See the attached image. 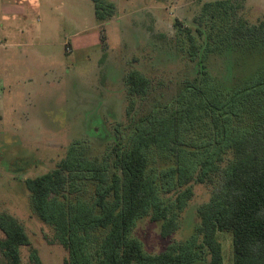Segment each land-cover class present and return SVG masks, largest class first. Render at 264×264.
Returning a JSON list of instances; mask_svg holds the SVG:
<instances>
[{
    "label": "rangeland",
    "instance_id": "obj_1",
    "mask_svg": "<svg viewBox=\"0 0 264 264\" xmlns=\"http://www.w3.org/2000/svg\"><path fill=\"white\" fill-rule=\"evenodd\" d=\"M109 1L115 3L116 13L99 23L91 0H9L11 13H15V21L9 24L23 26L15 36L25 37L28 45H9L17 38L9 37L6 43V35L0 32L4 61L0 62V81L5 82L0 88V212L23 225L43 264H64L67 252L59 243L49 242L52 229L33 211L25 180L53 168L73 142L88 144L90 154L99 156L104 147L96 145L110 143L107 139L115 124L120 123L126 133L130 97L124 77L131 70L141 71L150 80L147 94L132 98L134 118L151 108L153 116L169 115L174 109L185 113L193 98L185 81L195 76L188 33L202 46L205 35L210 36L204 60L211 81L223 89L231 73L230 25L238 18L247 25L264 21V0H236L239 7L234 6L233 14L204 7L216 0ZM4 2L0 0V8ZM5 19L0 11V24ZM102 27L104 47L99 40ZM22 49L25 53L20 60ZM261 55L254 56L253 64L264 61ZM194 123L180 127L176 143L183 151L195 152L184 153L191 165L199 160L203 143L213 134L208 118ZM146 152L159 198L172 204L171 212L177 211L168 176L175 167V152L155 146ZM193 192L178 212V229L167 237L160 234L161 221L150 219L151 210L136 219L131 236L144 253L162 252L193 233L197 208L208 200L211 187L194 183ZM217 238L223 264H233L230 234L218 232ZM20 251L21 264H33L29 248L23 246ZM207 259L190 264H208ZM0 264H9L1 251Z\"/></svg>",
    "mask_w": 264,
    "mask_h": 264
},
{
    "label": "trees",
    "instance_id": "obj_2",
    "mask_svg": "<svg viewBox=\"0 0 264 264\" xmlns=\"http://www.w3.org/2000/svg\"><path fill=\"white\" fill-rule=\"evenodd\" d=\"M91 1L99 23L116 13L112 1ZM234 6L239 2L204 4L224 14H233ZM236 21L229 29L231 73L223 89L211 81L204 60L210 36L205 35L202 46L188 33L195 76L185 81L193 97L185 113L174 109L169 115L153 116L151 108L134 118L132 98L145 96L150 80L131 70L124 77L130 97L126 133L120 123L115 124L110 143L96 145L104 147L99 156L90 154L88 144L73 142L53 168L25 180L33 211L52 229L49 242L59 243L67 252L64 264H190L207 258L208 264H223L217 238L222 231L231 236L233 264H264V61L252 60L264 54V21L250 25L240 18ZM105 38L102 27L103 47ZM203 117L213 134L191 165L184 153L195 152L177 147L178 132L182 125L193 126ZM151 146L175 152V167L168 176L177 211L171 212L172 204L159 198L158 183L148 172L146 150ZM194 183L210 186L211 193L197 208L193 233L162 252L144 253L131 236L136 219L151 210L150 219L161 221V236H169L179 227L178 212L192 198ZM0 232V251L9 264H21L23 246L29 248L33 264H43L14 216L0 212Z\"/></svg>",
    "mask_w": 264,
    "mask_h": 264
},
{
    "label": "crops",
    "instance_id": "obj_3",
    "mask_svg": "<svg viewBox=\"0 0 264 264\" xmlns=\"http://www.w3.org/2000/svg\"><path fill=\"white\" fill-rule=\"evenodd\" d=\"M6 2H4V4H2V6H1V13L2 14H4L5 16H6V23H1L0 24V32L2 31L6 36V38H5V42L7 43V39H9V37H16L17 38V36H15V33L16 34H19V31L21 30V29H23V26L21 27L20 25H11L14 21H15V13L13 14V13H11L12 12V10H10V7H13V4L11 3V2H9V0H5ZM10 1H12L13 2V0H10ZM9 23H11V24H9ZM11 26H14V31L15 30H18L17 32H14L10 27ZM9 45H20V46H23V47H25V46H27L28 45V40L25 38V37H23V38H17V40L15 41V42H10L9 43ZM24 49H22L20 52H19V58H20V60H22L23 59V57H24ZM1 61H3V60H1V58H0V62ZM4 62V61H3ZM5 85V82H4V80H2V81H0V88L2 87V86H4Z\"/></svg>",
    "mask_w": 264,
    "mask_h": 264
}]
</instances>
